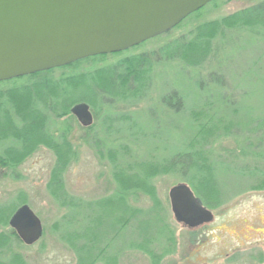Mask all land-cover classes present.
<instances>
[{"label":"rangeland","instance_id":"obj_1","mask_svg":"<svg viewBox=\"0 0 264 264\" xmlns=\"http://www.w3.org/2000/svg\"><path fill=\"white\" fill-rule=\"evenodd\" d=\"M261 1L213 0L169 32L127 51L86 56L56 70V76L78 73L83 82L95 74L103 87L117 89L102 91L95 107L89 103L95 112L90 129L77 126L69 136L78 155L64 169L63 181L66 192L79 200L71 199L68 206L50 191L59 160L52 148L43 143L10 168L3 164L0 142V205L28 203L44 225L43 237L32 245L11 236L0 247V264H264V24L223 27L210 47L203 48L207 56L196 67L186 62L182 48L192 41L186 46L194 55L198 26ZM177 53L181 56L175 58ZM132 57L143 58L148 68L142 84L131 81L124 92L109 73L115 75L114 68L118 75L125 72ZM257 121L261 128L253 127ZM200 123L224 127H218L219 136L211 135L212 141L206 139L208 156L195 167L190 140ZM196 149L199 154V144ZM179 153L190 154L191 160L184 158L174 167L171 159ZM151 161L163 169L149 182L115 177L118 170L132 172L148 162L150 167ZM195 169L207 184L215 175L221 190L220 198L201 191L215 217L193 228L175 218L170 189L180 182L191 186L186 177ZM118 190L130 197V208L118 197L101 200ZM118 215L128 224L120 231ZM158 218L159 226L154 223ZM10 228L0 223V235ZM166 229L168 240L163 239ZM79 232L96 237L77 246L65 239ZM159 232L163 237L156 240ZM152 238L155 257L141 247Z\"/></svg>","mask_w":264,"mask_h":264},{"label":"water","instance_id":"obj_2","mask_svg":"<svg viewBox=\"0 0 264 264\" xmlns=\"http://www.w3.org/2000/svg\"><path fill=\"white\" fill-rule=\"evenodd\" d=\"M212 0H0V80L65 65L86 56L123 50L170 30ZM72 113L84 126L94 122L91 105ZM175 218L189 226L214 219L187 182L170 189ZM9 226L27 245L44 234L28 203Z\"/></svg>","mask_w":264,"mask_h":264},{"label":"trees","instance_id":"obj_3","mask_svg":"<svg viewBox=\"0 0 264 264\" xmlns=\"http://www.w3.org/2000/svg\"><path fill=\"white\" fill-rule=\"evenodd\" d=\"M256 23L264 24V1L239 10L232 15L225 16L220 20L213 19L212 21H207V23L198 26V29L195 32L196 38L194 40L195 53L194 55H190V52H188L189 48H187L186 45L192 43V41H189L188 43L183 44V57L187 63L196 67L197 65H200L207 56V53L203 48L213 41V39L223 30V27H233L235 29V27H248ZM209 47L210 46H208V48ZM98 55L99 54L87 56V58L97 57ZM176 55L175 58H177L178 55L181 56V54L178 53ZM192 57H194V59H192ZM87 58L78 59L71 62V64L68 63L65 65L50 67L33 73L0 80V142L5 147L4 153L1 154L3 156V164L10 168H15L30 152L37 149L43 143L52 148L57 153L59 160L53 170L54 174L52 180L49 182L50 191L56 197V200L64 206L70 205L72 201L71 199L79 200L78 198L70 196L66 192L65 182L63 181L64 169L67 168L70 162L74 160V158L76 159L78 155L77 149H74L73 140L69 136L77 126L82 129L91 128V126L87 127L82 125L77 116L72 113L71 109L74 104L80 101H86L95 107V100H99L98 97H101L100 95L102 91L108 92L110 90L114 93L117 89L113 87H111L113 89H110V87H103L105 86L104 83L102 84V82H100V77L95 74H92L94 75L92 77L89 76V79L84 82L81 78H78L80 74L75 72L73 74H66V72H64L59 76L54 74L56 70L60 68L71 67L73 64L75 65L77 62H81ZM144 63L146 62H144L143 58L137 59L132 57L131 61L126 64L127 69L124 70L125 72L122 71V73H119L118 75V69L114 68L116 74H109L114 76L113 80L115 86H122V90L127 92V88L129 87L127 85L129 82H134V80H136L139 85L142 84L144 71L148 68ZM6 85L9 87H5ZM117 91L120 92L119 90ZM170 98L171 97L167 96V102L171 101ZM179 103H181V100L178 101L177 104ZM173 106L175 107V105ZM12 110L17 113V118L12 115ZM198 113L200 116H203V111H199ZM220 126L224 127L222 125L200 123V127L194 132L195 136L190 140V145L194 148V152H190V154L195 158V167L197 165L202 166L204 163H200V161L203 160V157L205 158V156L208 155H204L206 152L203 145L211 139V135H214V137L219 136L218 127ZM262 126V122L257 121L253 127L261 128ZM210 141H212V139ZM197 144L200 145V150H198L200 152L199 154L196 149ZM120 149L125 150L126 146L121 145ZM210 152L213 153V151ZM190 154L179 153L171 159L172 161L170 164L174 167L179 166L181 160H191ZM199 155L201 158L198 159ZM145 164H147V167L140 164L141 166L135 168L132 172L118 170L114 173L115 177L119 180H131L134 182L144 180L149 182L151 179L150 177L163 169L162 164L157 161H151L150 167H148L149 162ZM201 168L202 167H200V169ZM239 174H245V171L239 172ZM262 175V180L264 181V174ZM186 178L191 186L194 187L195 193L198 196H202L205 202L208 200H206L207 198L203 196L204 194L201 191H209L216 198H220V195L218 194V190H221V188L218 187L220 180L216 179L215 175L207 179L209 184L205 183V179H202L196 169L195 173L188 174ZM211 182L215 184H212ZM19 206L20 205L17 204L0 205V223L9 226L11 215L16 212ZM121 216L122 215H118L116 220V223L118 222L121 224L117 229L118 231L123 230L128 225L127 221L120 218ZM158 222L160 223L159 218L157 219V222L154 221L157 225ZM10 232L12 235H10ZM10 232L3 233L4 235L2 236L0 235L1 248L10 243L11 236H16L18 240L22 242L16 229L11 227ZM89 236V234L79 232L76 233L75 236H66L65 239L68 242H71V244H75ZM160 236H162L161 232L158 233L156 240L161 239L159 238ZM90 237L94 238L96 237V234ZM153 242V238L149 241L145 239V241L141 243V247L143 246L145 251L150 252V254L155 257L157 255L154 253V250H152ZM89 251L93 250L89 249ZM101 256H103V253H100L97 257L100 259ZM156 259L158 260L159 257ZM23 264L26 263L23 262Z\"/></svg>","mask_w":264,"mask_h":264},{"label":"flooded vegetation","instance_id":"obj_4","mask_svg":"<svg viewBox=\"0 0 264 264\" xmlns=\"http://www.w3.org/2000/svg\"><path fill=\"white\" fill-rule=\"evenodd\" d=\"M166 32H169V31H166ZM165 32V33H166ZM144 42H146V41H144ZM142 44V43H141ZM140 44V45H141ZM128 50V49H127ZM126 49L124 50V51H127ZM177 51H178V48H177ZM171 56L172 55H170V58H171ZM177 56V55H176ZM173 60V59H172ZM179 90V89H178ZM172 91H174L175 92V94L176 93H178V91L177 90H172ZM172 97V96H171ZM167 103H169V104H172L171 103V101H169V102H167ZM173 105V104H172ZM91 110H92V112H93V115H94V117H95V112H94V110H93V108H92V106H91ZM94 119V122H95V118H93ZM94 124V123H93ZM120 194H122V195H120ZM115 197H118V198H120V200L124 203V204H127L128 203V206H129V208H130V197H128V196H126V195H124L123 193H121V192H119V190L117 191V193L115 192V194L113 195V196H111L110 198H107V199H105V198H101V200H103V201H107V200H110V199H113V198H115ZM80 201H82V200H80ZM83 202V201H82ZM203 204L207 207V208H209L208 206H207V204L204 202V200H203ZM210 209V208H209ZM206 223H208V222H204L203 224L201 223V224H199V225H196V226H189L187 223H185V222H181V224H183L184 226H186V227H198V226H203L204 224H206ZM166 228V227H165ZM164 228V229H165ZM165 233H166V235H165V237H163V239H165V240H168V237H169V235H168V233H169V230L168 229H166V231H165ZM23 241V240H22Z\"/></svg>","mask_w":264,"mask_h":264},{"label":"bare ground","instance_id":"obj_5","mask_svg":"<svg viewBox=\"0 0 264 264\" xmlns=\"http://www.w3.org/2000/svg\"><path fill=\"white\" fill-rule=\"evenodd\" d=\"M26 244V243H25Z\"/></svg>","mask_w":264,"mask_h":264}]
</instances>
